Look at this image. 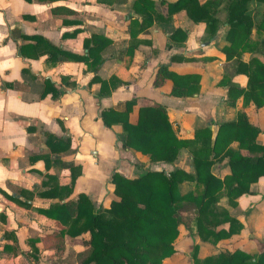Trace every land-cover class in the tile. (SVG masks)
Returning <instances> with one entry per match:
<instances>
[{
	"label": "crops",
	"instance_id": "0c3cea01",
	"mask_svg": "<svg viewBox=\"0 0 264 264\" xmlns=\"http://www.w3.org/2000/svg\"><path fill=\"white\" fill-rule=\"evenodd\" d=\"M158 17H166V7L160 1L172 4L176 0H153ZM206 0H199L200 3ZM217 17H225L224 2L218 0ZM133 0H57L52 3L32 0H0V264H63V252L68 249L77 253L85 249V238L62 237L50 239L62 225L37 212L48 209L54 203H63L86 195L94 211L108 208L113 193L111 176L114 173L136 178L146 171H165L182 168L191 171V155L186 149L180 151L173 163L150 162L141 153L122 147L121 125L106 128L100 119L104 109L122 110L124 103L135 100L129 115L130 122L137 118L139 107L159 105L165 109L168 121L178 139H191L194 131L207 126L214 133L217 125L236 119L244 113L248 121L259 128L257 142L264 145V106L256 109L252 104L242 106L241 98L229 105L227 88H245L244 75L231 74L229 80L220 84L228 62L221 48L228 43L225 35L228 26L220 24L216 35L209 38L203 23L192 22L184 11L171 15L169 23L162 27L155 20L137 38L141 43L133 53L132 63L126 70L122 67L123 50L129 43V17L133 15ZM52 6H64L72 10L70 15H53ZM248 13L256 23L262 17V3L250 0ZM66 22H73L63 24ZM185 32L183 42L170 37V29ZM77 32L74 37L68 36ZM252 30V37L254 36ZM99 34L112 41L102 53L103 63L96 73L88 71L81 62L60 60L51 64L41 49L29 50L37 57H21L18 48L34 41L28 36H41L51 45L75 54H84V38ZM264 38V34H263ZM264 61L260 53H245L241 59L250 57ZM173 57H181L175 61ZM167 65L177 75L198 74L199 90L186 97L170 95L171 80L154 87L156 70ZM113 74L129 81L111 89L110 94L99 97L100 83L93 80H108ZM51 82L60 92L53 97L49 90L41 96L45 81ZM53 136L68 147L52 151L46 143ZM49 143V142H48ZM236 143L232 147H236ZM243 154H247L242 151ZM227 159L212 167L219 178L226 174ZM77 175L68 197H58L53 185L70 186L71 170ZM78 167V169H77ZM216 168V169H215ZM215 169V170H214ZM50 176L48 179L47 177ZM189 185L179 186L181 192ZM253 194H244L237 206L227 205L226 198L219 204L236 218L242 229L238 235L220 241L215 246L200 245L202 256L221 249H239L251 255L259 254L264 246V176L251 186ZM24 192V193H23ZM37 192L49 193L40 197ZM31 195V197H30ZM54 195V196H52ZM26 202L19 204L15 199ZM183 232V227H179ZM178 241L173 260L182 259L192 264L187 252V243H200L197 235ZM185 238V239H184ZM187 240V241H186ZM54 244H60L57 251ZM185 244V245H184ZM64 247V251H63ZM191 251V250H190ZM190 258V262L186 260ZM168 263L165 260L163 263ZM176 263V262H175ZM74 264H77L74 262Z\"/></svg>",
	"mask_w": 264,
	"mask_h": 264
},
{
	"label": "trees",
	"instance_id": "16d2710c",
	"mask_svg": "<svg viewBox=\"0 0 264 264\" xmlns=\"http://www.w3.org/2000/svg\"><path fill=\"white\" fill-rule=\"evenodd\" d=\"M37 1L52 3L57 0ZM249 1H223L225 17L221 20L215 10L219 5L218 0H206L203 3L199 0H176L172 4L160 1V5L166 7V17H158L153 0H133V15L129 17L128 25L129 43L123 50L122 67L126 70L130 67L133 53L141 43L137 38L140 33L145 32L155 20L164 27L172 14L184 11L192 22L205 25V33L209 38L216 35L220 24L228 26L225 35L228 44L220 50L228 65L220 84H224L225 79L229 80L231 74L244 75L247 79L243 89L228 85L229 105H234L241 98L243 107L250 104L256 109L263 107L264 61L255 56L248 61L241 59L245 53H260L264 56V0H256L262 3V17L256 23L248 13ZM50 12L63 16L73 13L64 6H52ZM69 23L73 22L63 20V24ZM253 29L255 33L252 37ZM169 32L171 39L177 42H183L186 38L185 32L179 28L170 29ZM76 34L75 31L68 36L74 37ZM26 39L34 43L18 48L21 57H37L29 50L42 48V54L38 55L46 53V59L51 64L60 60L81 62L93 73L103 63V51L112 43L103 35L91 34L83 40L85 53L79 55L61 50L41 36H28ZM172 59L183 60L181 57ZM199 79L198 74L177 75L169 71L167 65H161L156 70L153 86L159 87L166 80H171L170 95L186 97L198 92ZM93 80L100 83L99 97L109 95L111 89L129 83L115 74L108 80ZM49 90L53 97L60 94L46 80L41 96ZM135 103V100L125 102L122 110H102V124L106 128L114 124L121 125L124 135L122 147L147 156L150 162L173 163L180 151L186 149L191 155L192 170L174 168L167 173L163 170L146 171L136 178L114 173L111 184L117 200H112L108 208L94 211L89 198L79 194L75 199L54 203L48 209H37L40 214L62 225L56 235L48 238L84 237L85 249L76 254L77 264H164L165 260L179 254L177 244L182 233L189 237L197 235L200 240V243L191 246L192 264H264V250L256 255L239 249H221L205 256L199 254L200 245L212 247L240 233L242 224L219 201L224 197L229 207H236L238 198L253 194L251 186L264 176V145L257 142L261 130L240 112L235 120L218 124L214 133L210 128L212 122L209 121L207 126L196 129L191 139H178L165 109L159 105L139 107L136 121L130 122L129 115ZM46 143L52 151H62L68 147V144H63L53 136H48ZM233 143L237 144L235 148L232 147ZM225 159L227 171L219 178L213 174L212 167ZM68 167L71 170L70 186L51 187L52 191H58L56 195L61 198L71 194L79 173L78 167L77 175L74 166ZM182 184L189 185V189L181 192L179 186ZM37 195L46 197L50 194L37 192ZM14 199L19 204L29 206L26 202ZM179 227H183V232ZM60 247V244L53 245L55 251Z\"/></svg>",
	"mask_w": 264,
	"mask_h": 264
},
{
	"label": "rangeland",
	"instance_id": "374dc122",
	"mask_svg": "<svg viewBox=\"0 0 264 264\" xmlns=\"http://www.w3.org/2000/svg\"><path fill=\"white\" fill-rule=\"evenodd\" d=\"M216 169V168H215ZM214 169V170H215ZM188 214H190V215H192V213L191 212H189ZM187 237H189V236H186L185 238H187ZM184 238V239H185ZM183 239V238H182ZM182 239H180V242L181 243H183V241L184 240H182ZM187 241V240H186ZM187 244V252H189V254H190V250H191V245H189V243L188 242H186ZM179 244V243H178ZM185 245V244H184ZM193 245V244H192ZM261 248L264 250V246H261ZM262 250V251H263ZM63 251H64V247H63ZM261 251V252H262ZM63 257H64V259H63V264H74V262L76 263V261H77V259H76V255L74 254V252L73 251H71L70 249H68V252L65 254V252H63ZM191 258V257H190ZM190 258L188 259V258H186V260H188V262H190L189 260H190ZM176 262V263H175ZM164 264H189V263H186V261L184 260H182V259H179V260H173V259H170V260H168V263L166 262V263H164Z\"/></svg>",
	"mask_w": 264,
	"mask_h": 264
}]
</instances>
